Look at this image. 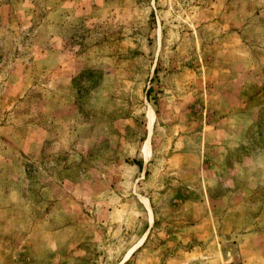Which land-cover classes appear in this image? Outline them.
<instances>
[{"label": "rangeland", "instance_id": "obj_1", "mask_svg": "<svg viewBox=\"0 0 264 264\" xmlns=\"http://www.w3.org/2000/svg\"><path fill=\"white\" fill-rule=\"evenodd\" d=\"M264 264V0H0V264Z\"/></svg>", "mask_w": 264, "mask_h": 264}, {"label": "built area", "instance_id": "obj_2", "mask_svg": "<svg viewBox=\"0 0 264 264\" xmlns=\"http://www.w3.org/2000/svg\"><path fill=\"white\" fill-rule=\"evenodd\" d=\"M200 264H209L208 262H202V263H200Z\"/></svg>", "mask_w": 264, "mask_h": 264}]
</instances>
